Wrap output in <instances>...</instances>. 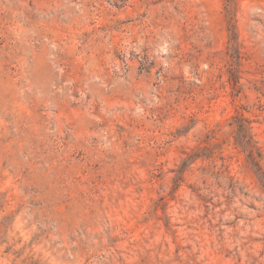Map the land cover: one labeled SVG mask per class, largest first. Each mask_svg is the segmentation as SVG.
<instances>
[{
	"label": "rangeland",
	"instance_id": "1",
	"mask_svg": "<svg viewBox=\"0 0 264 264\" xmlns=\"http://www.w3.org/2000/svg\"><path fill=\"white\" fill-rule=\"evenodd\" d=\"M256 163L264 0H0V264H264Z\"/></svg>",
	"mask_w": 264,
	"mask_h": 264
},
{
	"label": "trees",
	"instance_id": "2",
	"mask_svg": "<svg viewBox=\"0 0 264 264\" xmlns=\"http://www.w3.org/2000/svg\"><path fill=\"white\" fill-rule=\"evenodd\" d=\"M244 144L245 145L250 144L249 136H243L242 145H244ZM252 150H253V148L251 147V151ZM258 157H260V156L258 155ZM252 159L255 160V157L252 156ZM256 166H257V174L256 175L258 176L260 182L263 183V185H264V171L262 170V168L257 163H256Z\"/></svg>",
	"mask_w": 264,
	"mask_h": 264
}]
</instances>
